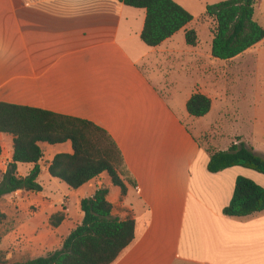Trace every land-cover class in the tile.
I'll return each mask as SVG.
<instances>
[{"label": "crops", "instance_id": "crops-1", "mask_svg": "<svg viewBox=\"0 0 264 264\" xmlns=\"http://www.w3.org/2000/svg\"><path fill=\"white\" fill-rule=\"evenodd\" d=\"M173 1L193 20L151 48L140 39L145 11L119 0H0V102L97 125L115 141L135 183L126 184L121 196L102 173L71 190L48 173L56 154L72 153L71 144H40L37 182L42 191L25 192L21 202L28 209H0L6 216L0 226L5 261L27 255L35 259L60 249L81 224V200L106 189L112 215L135 222L133 242L113 264H264V211L244 218L223 215L237 177L264 187V176L242 167L207 170L210 154L233 144L244 143L264 158V116L258 118L256 137L237 134L219 141L207 119L215 98L206 89L217 85L219 72L225 73L219 68L236 63L248 69L256 63L264 53V39L234 59H214L206 7L226 0ZM257 17L261 13L254 4L253 19ZM189 30L196 33L194 47L185 42ZM175 71L188 85L179 89L176 79L169 81ZM195 93L211 100L202 118L186 111ZM233 102L245 106L239 110L258 111L254 104L264 103V97ZM0 151L1 181L13 155L10 135L0 133ZM32 167L18 165V175ZM21 192L2 199L12 202ZM58 212L64 220L52 228L49 220Z\"/></svg>", "mask_w": 264, "mask_h": 264}, {"label": "trees", "instance_id": "trees-1", "mask_svg": "<svg viewBox=\"0 0 264 264\" xmlns=\"http://www.w3.org/2000/svg\"><path fill=\"white\" fill-rule=\"evenodd\" d=\"M119 1L145 11L140 39L151 48L159 46L193 20L192 15L173 0ZM253 15L254 0H226L206 7L205 16L215 21L212 58L229 61L264 39V28ZM185 42L192 47L197 44L195 31H186ZM210 109L211 100L200 93L193 94L186 103V111L193 118L206 116ZM0 133L10 135L13 142L12 160L0 181V199L17 191H42L37 182L39 162L43 158L40 144H71L72 153L56 154L48 167L49 175L71 190L81 188L102 173L120 189L121 196L127 192L126 184L135 186L115 141L89 121L0 102ZM20 164L33 167L21 177L18 175ZM233 167L264 176V158L244 143L210 154L208 172L218 173ZM107 194L106 189H100L92 197L81 200V224L68 234L60 249L45 257L11 264H113L133 242L135 222L114 217ZM262 211L264 187L245 177H237L232 199L223 209V215L244 218ZM5 218L0 212V226ZM63 220L64 214L58 213L50 218V225L57 228ZM1 239L0 231V242Z\"/></svg>", "mask_w": 264, "mask_h": 264}, {"label": "rangeland", "instance_id": "rangeland-1", "mask_svg": "<svg viewBox=\"0 0 264 264\" xmlns=\"http://www.w3.org/2000/svg\"><path fill=\"white\" fill-rule=\"evenodd\" d=\"M254 4L257 5V9L261 13V17H257L255 20L264 28V0H255ZM203 20L204 19H202V21ZM208 20L210 22V29L214 31L215 22L211 21L209 18ZM239 65L240 64L237 65L236 63H233L228 65L230 67H222V69L219 68L218 70H222L223 72L225 71V73L222 74L219 72L221 78L218 77L220 79H218L216 86L209 84L211 86L206 88L215 98L214 111L207 119L210 121V124L213 126L215 132L217 131L219 141L228 142L237 134L244 135L245 137H249L253 134L251 139L256 137L254 134L260 127V121L258 118L264 116V103L262 102L254 104L260 113L253 110H239L245 108V106H241V104H236L235 102L231 103L232 101H236L244 97H264V53L259 55L256 63L252 61L251 65H248V69L244 67L242 68V66ZM171 75L172 79L170 77L169 81H175L176 79L175 82L179 83V89L184 85H188V80L180 72L175 71ZM221 110L224 111L223 115L218 114ZM24 194L25 192L19 193L17 197L12 199L14 200L12 202L7 201L6 199H0V209H28L27 206L24 205V202H21L26 199L25 196H23ZM15 200H17V202H15ZM1 202L4 203L2 204ZM28 207H30L29 210H34L32 205ZM64 229L65 228L62 230L63 233H65ZM45 256L46 255H43V257ZM31 259L32 255H27L21 258H15L12 263L25 262ZM3 263L11 264L5 261V256L0 253V264Z\"/></svg>", "mask_w": 264, "mask_h": 264}]
</instances>
